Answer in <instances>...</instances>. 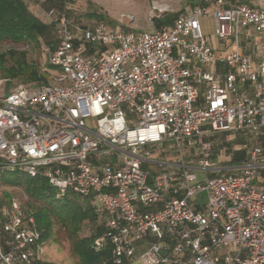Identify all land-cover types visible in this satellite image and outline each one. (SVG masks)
<instances>
[{"label":"built area","instance_id":"1","mask_svg":"<svg viewBox=\"0 0 264 264\" xmlns=\"http://www.w3.org/2000/svg\"><path fill=\"white\" fill-rule=\"evenodd\" d=\"M70 10L47 13L59 74L0 91V180L21 174L83 200L102 227L93 248L113 264H264V8L199 0L143 32L76 25ZM209 17L229 47L210 42ZM218 133L255 144L225 167ZM45 252L36 211L0 207V264H45Z\"/></svg>","mask_w":264,"mask_h":264},{"label":"rangeland","instance_id":"2","mask_svg":"<svg viewBox=\"0 0 264 264\" xmlns=\"http://www.w3.org/2000/svg\"><path fill=\"white\" fill-rule=\"evenodd\" d=\"M26 4L27 0H21ZM243 3L248 2V6H256L264 8V0H241ZM199 0H68L63 5L54 6L58 0L37 4H30L29 11L41 20L44 24L52 25L53 21L47 16L50 8L55 7L64 11L66 7L72 10L68 11V16L73 20L74 24L89 27L99 22H104L110 28L122 27L128 31H158L154 24L155 18H160L164 14L181 16L194 8ZM28 7V6H27ZM205 33L210 42L216 49H221V43L214 35L215 25L211 17L203 20ZM51 44H56L55 27L53 34L49 38ZM46 44L41 40L39 44H10L0 43V91L10 93L21 85L26 87L39 86L47 83L49 76H57L60 69L53 67L50 62L49 54H46ZM230 44H228V47ZM10 51L16 52V57H11ZM22 53L25 57L22 58ZM26 64L32 66L39 71V77L44 80L41 83H24L31 69L25 68ZM43 68L48 73H43ZM21 72V73H20ZM18 75L17 77H13ZM236 140L227 141L228 133H218L214 137V141L219 147L229 148L228 153L237 155V162L244 161L246 158L245 151H237L236 145L243 143L241 134H237ZM166 144V148H168ZM219 150L215 151L218 153ZM156 155V152L153 153ZM31 178L21 174L4 175L0 180V207H10L11 203L16 200L25 208L36 210V201L32 199L26 192L27 180ZM49 191L47 190V193ZM206 193L199 195V200L205 201ZM83 202V200H82ZM152 209V208H151ZM150 209V210H151ZM95 231V225L86 223L82 236H89ZM2 239L9 238L8 234H3ZM44 261L47 264H78L79 260L72 254L71 243L68 239L66 231L60 226H55L53 234L46 242V252Z\"/></svg>","mask_w":264,"mask_h":264},{"label":"trees","instance_id":"3","mask_svg":"<svg viewBox=\"0 0 264 264\" xmlns=\"http://www.w3.org/2000/svg\"><path fill=\"white\" fill-rule=\"evenodd\" d=\"M66 1L68 0H58L54 6L63 5ZM232 1L248 5L247 1L246 3L241 0ZM178 17L164 14L154 19L155 27L158 31H162L173 24ZM53 27L35 17L29 11L27 4L21 0H0V43L34 45L44 40L51 46L49 38L53 34ZM10 53L11 57L18 55L13 51ZM24 57L25 54L22 53V58ZM25 66L31 71L24 83L43 82L44 79L39 77L37 69L28 64ZM26 192L36 201L37 221L43 230L45 242L51 238L55 226H60L68 235L72 254L79 260L78 264H113L109 248L101 252L93 248L94 241L102 234V227L97 223L89 205L75 196L58 198L56 190L48 182L39 179L27 180ZM86 223L94 224L95 231L89 236H82L81 233Z\"/></svg>","mask_w":264,"mask_h":264},{"label":"crops","instance_id":"4","mask_svg":"<svg viewBox=\"0 0 264 264\" xmlns=\"http://www.w3.org/2000/svg\"><path fill=\"white\" fill-rule=\"evenodd\" d=\"M41 21H42V17H41ZM42 22H43V21H42ZM248 33H249V32H247V34H248ZM218 40H219V39H218ZM219 41H220V43L222 44V45H221V49L226 48V47L228 46V44H232V40H230V39L223 40V41L219 40ZM244 41H245V44H250V43H248L245 39H244ZM243 44H244V42H243ZM218 70H219L220 72H226V68H225V67H222V66H218ZM244 90H246V89L244 88ZM247 92H248L249 95H252V91H251V90L248 89ZM229 136H230V135L228 134L227 141L229 140ZM242 137H243V143H240L239 145H236V147H235L237 151L240 150L242 144H244L245 142H249V145H250V146H254L255 142L253 141V139H252L251 136H250V137L242 136ZM237 138H238V137H237ZM261 143H262L263 146H264V136L261 138ZM218 147H219V144L215 142V146H214V155H213V157H214V160H215L216 162H220L221 165H222V166H225V167H227V166L229 167V166H232V165H235V164L240 163V162H237V155H235L234 153H233V154L228 153V149H229V148H227V147H225V148L220 147V148L218 149ZM217 150H219L218 153L215 152V151H217ZM156 154H157V153H156ZM155 156H156V158H157V155H155ZM166 159L170 161V160L173 159V157H172L171 154H169V155H167ZM241 162H242V161H241Z\"/></svg>","mask_w":264,"mask_h":264}]
</instances>
